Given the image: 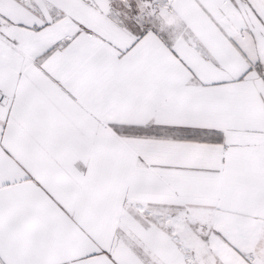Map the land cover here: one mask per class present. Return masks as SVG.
Returning a JSON list of instances; mask_svg holds the SVG:
<instances>
[{
	"label": "snow or ice",
	"instance_id": "obj_1",
	"mask_svg": "<svg viewBox=\"0 0 264 264\" xmlns=\"http://www.w3.org/2000/svg\"><path fill=\"white\" fill-rule=\"evenodd\" d=\"M0 264H264V0H0Z\"/></svg>",
	"mask_w": 264,
	"mask_h": 264
}]
</instances>
